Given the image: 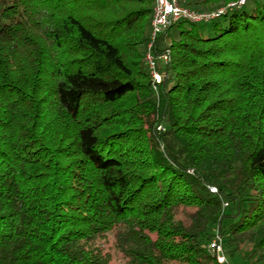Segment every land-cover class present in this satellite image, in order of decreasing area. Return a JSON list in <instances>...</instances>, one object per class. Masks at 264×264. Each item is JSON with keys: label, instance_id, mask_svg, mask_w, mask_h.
Wrapping results in <instances>:
<instances>
[{"label": "trees", "instance_id": "obj_1", "mask_svg": "<svg viewBox=\"0 0 264 264\" xmlns=\"http://www.w3.org/2000/svg\"><path fill=\"white\" fill-rule=\"evenodd\" d=\"M153 3L0 0V264L264 256V0L159 35L156 92Z\"/></svg>", "mask_w": 264, "mask_h": 264}, {"label": "built area", "instance_id": "obj_2", "mask_svg": "<svg viewBox=\"0 0 264 264\" xmlns=\"http://www.w3.org/2000/svg\"><path fill=\"white\" fill-rule=\"evenodd\" d=\"M247 0H238L236 3H230L225 7H222L212 13H198L190 8L184 6L181 0H154L153 8H152V17L150 22V35L149 42L146 45L144 52V60L146 63L147 70L151 77L152 89L156 92L158 88V84L162 80V75L158 71L157 62L161 61L163 63H167L168 53L165 52L161 54L157 59L153 54V46L154 42L159 35L164 33L170 27L174 26L176 23L180 21L188 22V23H198L207 21L223 12H225L229 8L241 7L245 4ZM211 192L215 193L216 189L211 188ZM228 207V203H222V209H226ZM222 240L219 232L215 233L214 238L211 243L208 245L209 249L213 251L216 255L217 262L219 264H226V259L224 257V253L222 250Z\"/></svg>", "mask_w": 264, "mask_h": 264}, {"label": "rangeland", "instance_id": "obj_3", "mask_svg": "<svg viewBox=\"0 0 264 264\" xmlns=\"http://www.w3.org/2000/svg\"><path fill=\"white\" fill-rule=\"evenodd\" d=\"M237 1H234L232 3H236ZM247 1L245 3H247ZM181 2H182V4L184 6L187 7L186 4L189 2V0H181ZM228 4H230V3H226L224 5H221V6L217 7V8H214L212 10H207V11H202L198 7H192V6H190V7H192L193 9H191V8L190 9L195 11V12H198V13L207 14V13H212V12L216 11L217 9L222 8V7H225ZM177 34H178V32H177L176 29L172 31V35L176 36ZM221 240H222L221 246H222V250H223V253H224L223 255H224L225 259H226V264H264V256H262V258H260L261 254H260L259 251H257L253 256H250V255H252L251 254V249H252L251 242L245 241L244 243H242L240 245L241 248H240L239 251L230 252L229 251L230 249L227 248V244L225 243L224 238H222V236H221ZM106 250L112 256V259H111V262H110L111 264H125V261L121 257V254L117 253L115 251V249L113 248V245L111 243V238L108 241V243L106 244ZM244 257H246L247 259H243Z\"/></svg>", "mask_w": 264, "mask_h": 264}]
</instances>
